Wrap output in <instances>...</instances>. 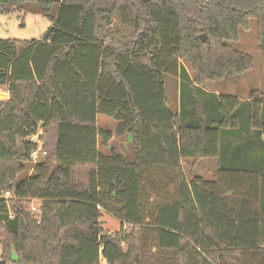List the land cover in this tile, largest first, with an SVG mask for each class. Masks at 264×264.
<instances>
[{
	"label": "trees",
	"instance_id": "1",
	"mask_svg": "<svg viewBox=\"0 0 264 264\" xmlns=\"http://www.w3.org/2000/svg\"><path fill=\"white\" fill-rule=\"evenodd\" d=\"M27 8L52 28L0 40V264H264V102L205 88L253 70L233 45L255 25L264 53V0H0V15ZM129 137L134 162L113 144ZM208 161L215 180L188 177ZM156 173L174 195L147 218ZM240 176L256 199L245 177L224 195Z\"/></svg>",
	"mask_w": 264,
	"mask_h": 264
},
{
	"label": "rangeland",
	"instance_id": "2",
	"mask_svg": "<svg viewBox=\"0 0 264 264\" xmlns=\"http://www.w3.org/2000/svg\"><path fill=\"white\" fill-rule=\"evenodd\" d=\"M51 28L52 22L49 18L39 14L38 12L30 11L28 8L24 9L22 13L17 15H0V40H16L19 42L39 40L41 37L47 35ZM240 34V42L234 44L233 47L236 50L242 51L253 57L255 60L253 70L241 75L238 78L208 82L205 85V88L208 91L219 95L232 96L246 101L252 98L257 101L264 102V53L258 48V38L255 25L249 31L241 30ZM176 83L177 81L174 79L173 83L172 81H168L167 89L170 90V88L174 87V84ZM2 90L5 91L6 89L3 88ZM0 99H5V96L1 94ZM98 122L102 129H107L109 131H114L116 127V123L105 117H99ZM131 140L132 138L129 137L128 141L131 142ZM113 144L121 150L129 162H134V148L130 143L125 141L122 143V146H120L119 141L115 140ZM100 150L101 152L106 153V150L103 148ZM184 168L190 178L197 176L203 177L209 181L215 180L214 174L216 171L211 161L201 162L194 170L191 169L190 163L188 164L184 162ZM191 171H193V173L189 176ZM32 173V170H30L27 175L30 176ZM243 177L245 176H240L238 178L234 177L233 179L228 178V183L222 188V192H224V188H231L233 185L232 183ZM242 181L246 187L245 191L248 190L247 193L244 192L243 196L248 198L250 197L251 200L256 199V196L248 195L249 192H252L249 190L252 181L251 177H248V179L245 177ZM236 186L239 191H241L242 186H239L238 182L236 183ZM173 190V180L167 178L165 175H159V173H156L155 176H146L143 191L144 199L146 200L145 216L147 218H151L156 214V205L171 202L174 195ZM224 193V195L234 197L232 193L229 194L227 191ZM38 205L39 203L34 201L31 203L30 207H38ZM111 210V212L101 210L102 228L105 231L117 232L121 229V222L119 217L114 213L113 208ZM151 223H153L152 220L147 221V224ZM155 253V250L151 252V249H149L147 254L154 255ZM101 264L107 263L102 261Z\"/></svg>",
	"mask_w": 264,
	"mask_h": 264
},
{
	"label": "built area",
	"instance_id": "3",
	"mask_svg": "<svg viewBox=\"0 0 264 264\" xmlns=\"http://www.w3.org/2000/svg\"><path fill=\"white\" fill-rule=\"evenodd\" d=\"M41 136H42V132H41V130H39L36 134L31 135L27 139L28 142L34 143L36 145L34 152L31 154V159L34 163L38 162L39 155L43 152V145H42L41 140H40ZM12 194H13L12 192L8 191L4 194V198L9 199V198H11ZM29 201L31 203L34 201H36L38 203L40 202L39 200H36V199L35 200H29ZM31 211L33 213H38L39 208L38 207H31Z\"/></svg>",
	"mask_w": 264,
	"mask_h": 264
},
{
	"label": "crops",
	"instance_id": "4",
	"mask_svg": "<svg viewBox=\"0 0 264 264\" xmlns=\"http://www.w3.org/2000/svg\"><path fill=\"white\" fill-rule=\"evenodd\" d=\"M1 94L5 96V99H0V100H2V101H7V100L10 99V95H9V93L7 92V90L3 91L2 89H0V95H1ZM131 141H132V140H131ZM127 142H128V143H131V142H129L128 140H127Z\"/></svg>",
	"mask_w": 264,
	"mask_h": 264
},
{
	"label": "water",
	"instance_id": "5",
	"mask_svg": "<svg viewBox=\"0 0 264 264\" xmlns=\"http://www.w3.org/2000/svg\"><path fill=\"white\" fill-rule=\"evenodd\" d=\"M3 264H5V262H3Z\"/></svg>",
	"mask_w": 264,
	"mask_h": 264
}]
</instances>
